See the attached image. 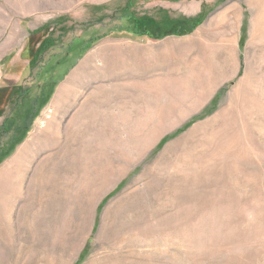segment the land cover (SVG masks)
<instances>
[{"label":"rangeland","instance_id":"1","mask_svg":"<svg viewBox=\"0 0 264 264\" xmlns=\"http://www.w3.org/2000/svg\"><path fill=\"white\" fill-rule=\"evenodd\" d=\"M13 94L0 154L57 95L77 143L0 179V264H264V0H0Z\"/></svg>","mask_w":264,"mask_h":264},{"label":"crops","instance_id":"2","mask_svg":"<svg viewBox=\"0 0 264 264\" xmlns=\"http://www.w3.org/2000/svg\"><path fill=\"white\" fill-rule=\"evenodd\" d=\"M216 24H220V27L212 31H214L220 36V41L218 43L219 49H229L228 47H226L225 44L228 43V41H233L237 43L239 37H236V35L234 36L235 31L229 30V26L225 21H222L221 23L217 22ZM205 30L208 31L211 29L208 28ZM184 48L186 47L184 46ZM232 64H229V66H231ZM230 71H233V68ZM17 95L18 94H13L12 99L14 100L11 101V103L7 102L5 110H2L0 112V118L5 116L4 122H6V125L7 123H14L15 119L11 118V116L13 113H15L18 108H20V106H18V108L14 107V103H17ZM59 98L60 95L53 97L52 105L54 104V112L52 121H45L40 124L37 123L38 120L36 119L40 108H36V104H34L35 102H33L32 106H34L29 111V115H32L30 120H27L26 122L23 121L24 113L20 112L22 114L20 115L22 118L20 123L17 125V127H13L14 129L9 128V130L13 132L21 128L22 131L17 133L18 137L16 136V138H20V140L17 143L8 145L5 148L7 149L11 147V150L8 152L7 155L4 156L7 157L5 161L6 166L5 168H0V179L3 178L21 180L22 178H24V175L26 174V171L29 167L28 160L30 157H71V155L74 154V149H72L71 146H75L77 140L75 141V139L69 135L63 138L61 120L66 115V113L62 111V109L60 110L58 108L57 110V108L55 107ZM29 115L27 117H29Z\"/></svg>","mask_w":264,"mask_h":264},{"label":"trees","instance_id":"3","mask_svg":"<svg viewBox=\"0 0 264 264\" xmlns=\"http://www.w3.org/2000/svg\"><path fill=\"white\" fill-rule=\"evenodd\" d=\"M17 130H18L19 132L22 131L21 128H20V129H17ZM19 140H20V138H15V139H14V143H17ZM14 143H13V144H14ZM10 145H12V144H10ZM10 148H11V147H9V148H7V149L1 151L2 153L0 154V161L2 160V158H3L5 155L8 154V152L11 150ZM1 156H2V157H1Z\"/></svg>","mask_w":264,"mask_h":264},{"label":"bare ground","instance_id":"4","mask_svg":"<svg viewBox=\"0 0 264 264\" xmlns=\"http://www.w3.org/2000/svg\"><path fill=\"white\" fill-rule=\"evenodd\" d=\"M254 93V92H253ZM254 98V97H253Z\"/></svg>","mask_w":264,"mask_h":264}]
</instances>
